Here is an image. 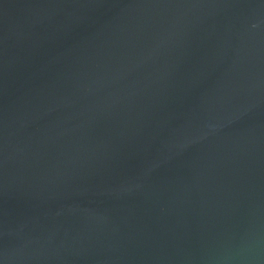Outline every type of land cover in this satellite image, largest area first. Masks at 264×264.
Returning a JSON list of instances; mask_svg holds the SVG:
<instances>
[{
    "label": "water",
    "instance_id": "obj_1",
    "mask_svg": "<svg viewBox=\"0 0 264 264\" xmlns=\"http://www.w3.org/2000/svg\"><path fill=\"white\" fill-rule=\"evenodd\" d=\"M0 264H264V0H0Z\"/></svg>",
    "mask_w": 264,
    "mask_h": 264
}]
</instances>
